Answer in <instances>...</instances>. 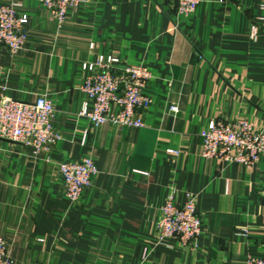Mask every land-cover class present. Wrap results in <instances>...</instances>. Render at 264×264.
<instances>
[{"label":"crops","instance_id":"0c3cea01","mask_svg":"<svg viewBox=\"0 0 264 264\" xmlns=\"http://www.w3.org/2000/svg\"><path fill=\"white\" fill-rule=\"evenodd\" d=\"M25 49L0 50V93L19 101L48 95L61 135L39 157L0 140V236L16 264H243L264 258V158L252 168L201 155L212 120L264 125L261 0H201L188 15L173 0H88L62 26L39 0ZM116 55L151 73L146 125L93 127L81 115L86 63ZM177 107V112L172 111ZM178 151V154L170 153ZM91 155L99 172L78 203L64 194L59 163ZM174 193L198 197V246L156 244L161 207ZM247 229L248 235L240 234ZM145 251L148 256L144 259Z\"/></svg>","mask_w":264,"mask_h":264},{"label":"built area","instance_id":"2783aa9c","mask_svg":"<svg viewBox=\"0 0 264 264\" xmlns=\"http://www.w3.org/2000/svg\"><path fill=\"white\" fill-rule=\"evenodd\" d=\"M88 0H39L47 8L51 19L62 26L70 9L82 7ZM226 1V0H222ZM180 15L192 14L201 0H173ZM17 2L0 4V50L6 48L18 54L26 47L29 18L19 12ZM261 14L250 27V37L256 40L259 25L264 23V0L259 5ZM89 72L81 90L86 102L81 115L86 116L93 127L111 124L128 128L146 125L143 112L153 103L145 89L152 73L143 65L129 64L116 55H99L94 62L86 63ZM177 112V107L172 106ZM56 108L52 99L41 94L33 101L6 98L0 93V140L6 139L32 148L33 155L51 151L61 139L54 121ZM201 155L220 162L236 163L252 168L264 158V125H256L246 118L212 120L201 132ZM178 154V151L170 150ZM64 194L78 203L99 172L91 155L69 159L59 163ZM198 197L189 194L183 205L176 203L174 193L161 207L156 225V244H166L178 238L184 247L198 246L202 232V218L197 209ZM247 236V229L240 231ZM145 251L144 259L148 256ZM0 264H16L11 258L7 243L0 236ZM243 264H264L263 257L249 256Z\"/></svg>","mask_w":264,"mask_h":264}]
</instances>
